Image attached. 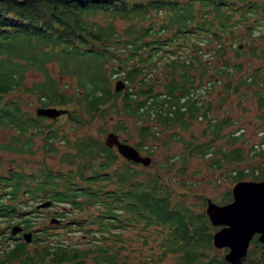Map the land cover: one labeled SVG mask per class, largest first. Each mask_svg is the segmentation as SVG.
<instances>
[{
  "label": "trees",
  "instance_id": "obj_1",
  "mask_svg": "<svg viewBox=\"0 0 264 264\" xmlns=\"http://www.w3.org/2000/svg\"><path fill=\"white\" fill-rule=\"evenodd\" d=\"M257 8L247 0H0V132L15 134L9 142L0 143V149L28 152L38 134L53 154L59 152L55 142L66 141L69 149L61 152L60 160L75 164L66 171L45 167L29 175H0V220L10 222L24 216L27 204L18 199L21 191L33 194L34 200L45 193L52 205L63 203L78 213L91 209L87 218L69 222L80 229L96 225L97 231L87 230L91 243L97 237L108 239L113 228L156 226L161 235L159 257L177 254L182 264H204L199 252L205 241L197 238L204 235L200 229L209 227L204 213H194L182 200H175L171 185L158 171L143 176L135 168L138 164L119 161L116 149L103 144L100 127L97 137L83 135L71 141L60 134L58 117L29 112L21 95L34 97L40 107L68 110L67 118L79 128L90 127L95 118L105 116L130 118L138 134L134 146L147 154L152 152L146 142L160 141L159 133H169L163 145L169 139L183 141L174 129H187L193 120L206 118L210 135L204 142H185L183 163L195 154L210 155V167L218 169L253 160L258 166L234 169L233 181L248 176L264 179V147L245 151L237 143L240 135L233 131L226 134L231 148L214 150L213 143L233 121L229 116L211 119L213 99L207 102L198 94L206 87V75L210 90L223 82L220 104L251 84L244 76L234 81L242 65L227 55L231 51L236 58L241 56V44H235L236 28L241 24L245 36L262 27L259 35L264 38V21L247 25L260 12ZM99 15L111 20L100 22ZM117 18L123 26L115 24ZM254 48L252 54L258 57ZM191 49L194 53L183 55ZM206 51L210 61L222 60V64L207 68L201 61ZM51 64L56 75L50 72ZM30 70L42 74V80L26 84ZM65 77L74 78L73 92L62 88L60 81ZM120 77L125 88L116 91L113 79ZM261 86L262 91L254 95L264 131V79ZM43 119L50 122L43 123ZM122 124L120 118L111 131L129 135ZM165 166L168 175L174 162ZM32 225L27 219L25 226ZM32 242L44 243L43 234L36 233ZM94 244L80 249L57 240L42 247L38 257H31L28 243L18 241L12 250L4 251L0 264H14L15 257L17 264L36 257L50 264H88V259L93 264H109L108 245Z\"/></svg>",
  "mask_w": 264,
  "mask_h": 264
},
{
  "label": "rangeland",
  "instance_id": "obj_2",
  "mask_svg": "<svg viewBox=\"0 0 264 264\" xmlns=\"http://www.w3.org/2000/svg\"><path fill=\"white\" fill-rule=\"evenodd\" d=\"M259 3H263L264 0H255ZM97 20L100 22H106L111 20L110 16L99 15ZM115 24L118 26H123L124 22L121 19L114 20ZM241 24V23H240ZM252 20L247 22V25H251ZM238 26L237 33L239 34L238 39L235 44L240 42L241 44V56L236 58L233 52H228V57H231L232 61L240 63L242 65V70L235 73L234 81H238L239 77H247L251 80V84L240 88L239 94L231 93L229 99L223 103H219V97L224 94L223 87L221 84H216L213 90H210L208 81V75L205 76V88L204 86L198 90V94H203L207 102L213 99L211 102L213 108L210 113V118L220 120L226 116H229L233 121L232 125L225 127L222 130L221 138L214 142V150L222 148L223 150H228L231 148L229 141L227 140V135L234 131V135L239 136L238 145L242 147L245 151H250L251 148H263L264 142L260 143L263 136V120L260 118L261 111L258 108L256 95L254 92L256 90L262 91L261 81L264 79V38L260 37L259 33L262 31V27L256 29L251 36H245L246 31L244 27ZM244 44V45H243ZM202 46H205L202 44ZM255 47V53L259 54L255 57L252 54V49ZM194 51L186 50L183 53L186 56L188 53ZM210 53L208 51L204 52L201 56V61L207 68L213 69L214 64L221 65L222 60L210 61ZM256 68L260 69V73H256ZM50 72L56 75V67L51 64ZM121 78V77H120ZM119 78L113 79V87L115 81ZM42 74L35 71H28L26 74V84H31L33 82L41 81ZM62 88H65L68 92H73L75 90L74 78L65 77L60 81ZM28 104L24 105V108L29 112L35 114V109L39 104L35 101L34 97L27 95H21ZM67 114H62L61 117L58 116V122L61 123L59 126L60 134H66L72 141L74 138L83 135H92L97 137V127H100V138L103 142L104 136L108 131H111L114 125H117L118 120L121 118L122 123L125 124L126 128L129 130V135L123 130L117 132L120 139L127 141L128 143L134 145L138 142V134L134 127V124L130 118H122V116H105L103 119H94L90 127L79 128L75 123L68 119ZM50 119V118H49ZM49 119H43V123H49ZM55 119V118H54ZM122 124V125H123ZM107 132H105V131ZM174 131L177 132L178 136L183 138V141L171 140L167 145H163L162 140H167L169 133L166 131L164 133H159L160 141L152 142L147 141L146 146L151 154H147V151L140 150L142 155H148L152 158L151 164L148 166H143L138 164L135 168L142 171V175L145 173L159 172L164 179H166L171 185V190L174 191V199L182 200L184 204L190 207L194 213H205V204L207 199L211 201L222 204L226 199L227 193L232 189L233 181L231 172L234 169H246L257 167L256 161H245L244 163H234L230 166H226L222 169L210 167L212 162V157L210 155L200 156L193 155L190 159L183 163L184 156L186 154V141L194 143L204 142L210 135L208 131V119L199 118V120H193L187 129H181L176 127ZM15 136L14 132L7 130L0 132V143L9 142V138ZM56 145L59 148L57 154H53L48 151V148L42 142V136L36 135L33 137L32 148L27 150L28 152H16V151H6L0 149V175L6 174L9 169H13L14 172H23L26 175L37 172L39 168H53L54 170L61 169L66 171L70 167H75V164H68L60 160L61 152L69 149L67 142L56 141ZM125 160L119 155V161ZM186 160V159H185ZM174 162V168L171 169V173L167 175L166 164ZM179 168H184V171H180ZM231 170V171H230ZM174 172V173H173ZM250 179L248 176L246 179ZM32 204H27L23 210H27L32 206ZM44 208V207H43ZM62 213L60 216L61 225L55 226L53 223L57 217V212ZM91 212V209H87L81 213L77 212L76 208L69 205L58 203L50 205V207H45L41 213H36L38 218H36L37 223L44 221V223L50 224V218L53 217L55 220L52 221L49 242H56L57 240L64 241L70 246H75L84 248L90 246L94 247L95 241L100 244H106L112 246V252L114 253L113 258L116 260V264H182L177 261L175 255L167 254L164 258L159 257L161 252V235L159 234L160 229L156 226H151L144 230L141 226L128 227V228H113L111 235L108 239L103 240L101 237H97L94 243L89 242L90 232L87 230L97 231L98 227L96 225L87 224L84 229L78 228L76 223L69 224L72 219L81 220L87 218V215ZM87 213V214H86ZM42 214H50L44 218H40ZM48 221V222H47ZM57 223V222H56ZM6 221L0 220V231H4L6 228ZM159 230V231H158ZM86 231V232H85ZM95 235H100L95 233ZM43 243H40V245ZM34 246V245H33ZM28 246V249L33 247ZM43 246V245H42ZM209 254L218 253L221 255V251H207ZM95 254V252H92ZM218 261V257H215ZM88 264H93L92 259L87 260Z\"/></svg>",
  "mask_w": 264,
  "mask_h": 264
},
{
  "label": "water",
  "instance_id": "obj_3",
  "mask_svg": "<svg viewBox=\"0 0 264 264\" xmlns=\"http://www.w3.org/2000/svg\"><path fill=\"white\" fill-rule=\"evenodd\" d=\"M125 88V82L119 78L115 81L114 89L121 91ZM68 114V110L57 107H37L35 114L50 119H54L62 114ZM103 144L108 148H115L120 156L133 163L143 166L151 164L152 158L142 155L140 151L127 141L120 139L117 133L108 131L103 139ZM232 201L220 205L211 199H207L205 213L213 225L225 224L227 227L217 231L213 236L216 247L223 245L232 246L225 255V259L232 263L239 262L245 255L247 241L254 229L259 225H264V180H240L232 186ZM51 205L50 200H46L37 205L47 207ZM59 220L56 219L55 222ZM21 230L18 225H13L11 233L16 234ZM31 232L23 234L26 242L31 241ZM242 242V243H241ZM29 264H49V262H30Z\"/></svg>",
  "mask_w": 264,
  "mask_h": 264
},
{
  "label": "flooded vegetation",
  "instance_id": "obj_4",
  "mask_svg": "<svg viewBox=\"0 0 264 264\" xmlns=\"http://www.w3.org/2000/svg\"><path fill=\"white\" fill-rule=\"evenodd\" d=\"M247 1L255 2L257 7H258L257 9L260 10V12L257 15H255L249 19V20H252V24L263 22L264 21V2L259 3L258 1H255V0H247ZM255 71L257 74L260 73L259 68H256ZM42 142L44 143L43 138H42ZM137 164H139V163H137ZM9 173L13 174L15 172L13 169H9V171L6 174H2V176L7 177ZM247 180H254V179H247ZM259 180H264V179H258L255 181H259ZM46 194L48 195V192H46ZM18 196H19L18 199L22 203H24V204H32L33 203V205L30 206V208H28L24 212L25 213L24 216H22V217L16 216V218L14 220H12L10 222H6V225H7L6 228L4 229V231H0V261L3 260L4 251L12 250L13 247H15L16 242H18V241H25L23 238V234L26 232H31V234H32L31 241L27 242L28 243L27 248L29 245H32V246L34 245L31 249H27L29 256H31V257L37 256L38 257L41 248L42 247L45 248V246L48 247V245H49L50 230H51V226H49V225H52V221H54L55 219L53 217H51L50 221H49V223H50L49 225H48V223H44V221H40L39 224H36L37 223L36 218H38L36 213H41V211H43L45 208V207L44 208L43 207L38 208L37 205L48 200L45 197L46 196L45 193L37 194L36 200H34L33 194H31L29 192L21 191ZM7 197H11V196L7 195ZM225 199L226 200L221 205L230 203L232 201V191L231 190L227 193ZM47 207H50V205ZM55 214H57V217L59 218V221H60L61 220L60 216H62V213H60V211H59ZM204 214L206 215L207 220L209 222V227L200 229V231H202L204 233V235L197 237V238L203 239L205 241L204 244L202 245V246H205V248L200 249V252H199V258L204 261V264H264V225L263 224L259 225L258 229H256V230L254 229V231L252 232V234L248 238L247 246H246V250H245V255L243 257H239L240 258L239 262L232 263V262L227 261L225 259V255L231 250L232 246L223 245L221 247H216L214 245V242H213L214 234L217 231H220L222 228L227 227V225H225V224L213 225L210 222L207 214L206 213H204ZM42 215L43 216L40 218L45 219L47 214H42ZM47 216L50 217L51 215L48 214ZM27 219H29L31 222H33L32 226H29V227L25 226V225H27ZM53 224L55 226H57V225L59 226V225H61V222H57V223L54 222ZM13 225H18L19 227H21V230L16 234L11 233V228ZM36 233H42L43 234V238L45 239V242L43 244L40 245V242L36 243V244L32 242L33 237ZM108 247H109V251H108L109 253L108 254L110 257V263L109 264H116V260H114V258H113L114 253L112 252V246L108 245ZM208 250H211L212 252L216 251V250L221 251V255H219L218 253L211 255L207 252ZM174 255L176 256L177 261L179 262L178 255L177 254H174ZM37 257L35 258L37 260H28L25 264H29L30 262H49L47 260H38ZM215 257H218V261H217V259H215ZM13 262H14V264L18 263L17 257H15L13 259ZM198 262L200 263V260ZM184 264H186V263H184Z\"/></svg>",
  "mask_w": 264,
  "mask_h": 264
}]
</instances>
